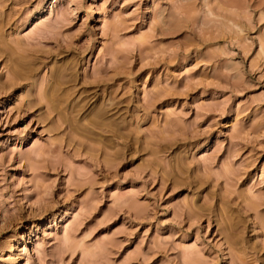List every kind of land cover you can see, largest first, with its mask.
Instances as JSON below:
<instances>
[{"label": "rangeland", "instance_id": "374dc122", "mask_svg": "<svg viewBox=\"0 0 264 264\" xmlns=\"http://www.w3.org/2000/svg\"><path fill=\"white\" fill-rule=\"evenodd\" d=\"M0 264H264V0H0Z\"/></svg>", "mask_w": 264, "mask_h": 264}, {"label": "bare ground", "instance_id": "6f19581e", "mask_svg": "<svg viewBox=\"0 0 264 264\" xmlns=\"http://www.w3.org/2000/svg\"><path fill=\"white\" fill-rule=\"evenodd\" d=\"M25 60H26V59H25ZM15 61H18V60H15ZM19 62H20V61H19ZM19 62H18V63H19ZM22 63H23V62H22ZM13 64L15 65L14 62H13ZM16 64H17V63H16ZM17 65H18V64H17ZM17 65H16V66H17ZM21 65L23 66V64H21ZM21 65H20V66H21ZM25 65H26V64H25ZM15 68H16V67H15ZM25 68H26V67H25ZM28 68H29V67H28ZM65 68H66V67H65ZM20 69H23V68H20ZM60 69H61V68H60ZM23 70H24V69H23ZM65 70L68 71V69H65ZM54 71H55V70H54ZM67 71H66V72H67ZM26 72H27V71H26ZM64 73H65V72H64ZM55 74H56V73H55ZM58 76H59V74H58ZM62 76H63V75H62ZM62 76H61V77H62ZM71 76H73V75H71ZM54 78H55V77H54ZM54 78H53V79H54ZM70 78H71V77H70ZM73 78H74V77H73ZM53 79H52V83L54 82ZM64 79H66V78H64ZM68 79H69V78H68ZM71 80H72V79H71ZM55 81H56V80H55ZM59 81H60V80H59ZM61 81H62V82H61ZM61 81H60L61 83H64V82H66L67 80L63 82V79H62ZM56 82H57V81H56ZM68 82H69V80H68L65 84H67ZM70 82H71V81H70ZM52 85H53V84H52ZM53 86H54V85H53ZM53 86H52V88H53ZM55 86H56V85H55ZM61 86H62V84H61ZM59 87H60V86H59ZM56 89H57V88H56ZM60 89H61V88H60ZM58 91H59V90H58ZM53 92H54V89H53V91H51V93L53 94ZM59 92H60V91H59ZM59 92H58V94H59ZM43 93H44V92H43ZM51 93H49V94L51 95ZM44 94L47 95V92L44 93ZM44 94H43V95H44ZM53 96H54V94H53ZM43 98H44V97H43ZM49 100H50V99H49ZM73 112H74V111H73ZM94 122H95V121H94ZM95 124H96V123H95ZM23 241H24V240H23ZM14 246H15V245H14Z\"/></svg>", "mask_w": 264, "mask_h": 264}]
</instances>
